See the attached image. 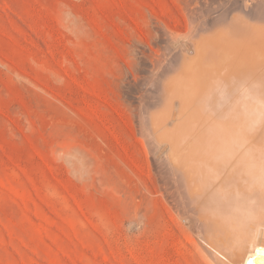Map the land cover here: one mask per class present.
Returning a JSON list of instances; mask_svg holds the SVG:
<instances>
[{
    "label": "rangeland",
    "instance_id": "374dc122",
    "mask_svg": "<svg viewBox=\"0 0 264 264\" xmlns=\"http://www.w3.org/2000/svg\"><path fill=\"white\" fill-rule=\"evenodd\" d=\"M231 1L0 0V264H210L139 121L167 42Z\"/></svg>",
    "mask_w": 264,
    "mask_h": 264
},
{
    "label": "bare ground",
    "instance_id": "6f19581e",
    "mask_svg": "<svg viewBox=\"0 0 264 264\" xmlns=\"http://www.w3.org/2000/svg\"><path fill=\"white\" fill-rule=\"evenodd\" d=\"M240 2L167 42L138 119L210 264H264V3Z\"/></svg>",
    "mask_w": 264,
    "mask_h": 264
},
{
    "label": "snow or ice",
    "instance_id": "6c2138e0",
    "mask_svg": "<svg viewBox=\"0 0 264 264\" xmlns=\"http://www.w3.org/2000/svg\"><path fill=\"white\" fill-rule=\"evenodd\" d=\"M256 251H260L261 253H264V248H257Z\"/></svg>",
    "mask_w": 264,
    "mask_h": 264
}]
</instances>
